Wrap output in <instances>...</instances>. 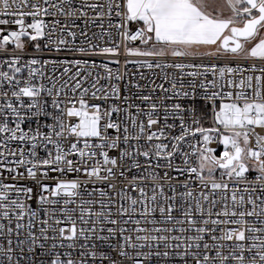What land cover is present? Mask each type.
Listing matches in <instances>:
<instances>
[{
    "label": "snow or ice",
    "instance_id": "obj_1",
    "mask_svg": "<svg viewBox=\"0 0 264 264\" xmlns=\"http://www.w3.org/2000/svg\"><path fill=\"white\" fill-rule=\"evenodd\" d=\"M222 8L230 14L225 17ZM113 14L118 23H112ZM0 15L17 17L11 23L19 26L2 36L0 52H7L10 42L14 51H23L22 37L45 41L43 48L34 45L36 52L79 56L119 55L123 45L125 55L161 58L125 65L160 69L163 79L126 84V91H137L121 101L120 86L111 81L128 74L113 72L108 63L15 55L0 60V264H117L97 251L96 242L134 264H264V135L255 132L264 128V66H231L233 61L264 63V0H0ZM24 17L32 22L25 24ZM129 22L143 26L131 33ZM8 23L0 19V25ZM93 26L100 31L89 35ZM113 28L121 43L102 48L92 43L97 36L111 41ZM135 40L148 47L129 48L127 42ZM213 45L216 51L207 55L225 57L223 66L163 60L194 56L201 46ZM4 65L9 71L2 70ZM49 65L51 74H46ZM58 65L63 66L59 75ZM96 68L105 75H94ZM89 77L91 84L84 87ZM101 79L109 85H101ZM89 94L93 100L121 103L102 109L88 104ZM198 100L211 103L218 127L202 126ZM65 116L78 122L67 124ZM33 119L36 129L25 131L22 125ZM177 128L179 134L172 135ZM68 137L75 141L65 148ZM217 137L224 149L219 157L209 147ZM13 142L20 147L11 148ZM40 151L46 155L41 157ZM112 151L117 154L111 156ZM117 170L128 181L119 190L110 182ZM81 172L87 180L62 178ZM252 172L255 178L249 179ZM21 180L34 182L35 195ZM95 183L107 189L88 190ZM33 200L36 208L28 203Z\"/></svg>",
    "mask_w": 264,
    "mask_h": 264
},
{
    "label": "built area",
    "instance_id": "obj_2",
    "mask_svg": "<svg viewBox=\"0 0 264 264\" xmlns=\"http://www.w3.org/2000/svg\"><path fill=\"white\" fill-rule=\"evenodd\" d=\"M16 18L17 17L10 16V15H0V19H7V20L10 21V23H8L6 25H0V39H2L3 35H8V33L10 31H18L19 30V26L18 25H15V24L11 23V21L16 19ZM44 19L46 21H50L52 18L51 17H45ZM62 19L63 18H61V20ZM24 20H25V24H28V23L32 22V18L31 17H24ZM118 22H119V18L115 17V15L113 14L112 23L115 24V23H118ZM77 23L80 24L81 27H83V24H82L81 21H77ZM107 23H108L107 20H105V28H107ZM138 27H142L140 22H129V24H128V28H129L131 33H134L137 30ZM28 31L31 32L32 30L28 29ZM99 31H100L99 28L93 26V27H91L89 29V35H91L93 32H97L98 33ZM121 31H123V29H121ZM111 32H112L111 41H109V38L107 36H105L103 40H101L97 36L96 38H94L92 40V43L97 44L100 48H102V47H112V46H114L115 43H121V37L118 35L117 30L113 28V29H111ZM21 39H22V43L24 44L23 51H19V50L14 51V45L10 42L7 45L8 51L7 52H0V60H6V59L11 58V56L15 55V56H20L22 58V60H28V59H31V58H37V59H41V60H44V59L60 60V59H65L66 58V59H69V60L82 59V60H87L90 63L91 62H95L97 64L108 63L109 68H111L113 70V72H115L116 70H119V72L122 75L125 72L128 74L123 80L116 81V80L113 79L111 81V83H118L119 84L120 90H121L120 91L121 101H122L123 96L131 95V94H133V93H135L137 91L135 88H131V87H129V89L126 91L125 90V85L126 84L139 83V84H141L143 86V85H145V84H147V83H149L150 81H153V80L156 83H162L163 82L162 74H161V70L160 69L149 70L147 68H139L137 63H128L127 65H125V61L143 62L144 60L154 61V60L161 59V58L125 55L123 45L121 46L119 55L103 54V55L79 56V55H69V54H66V53H60V54H57L55 52H51L50 53L47 50H44L43 52H36L35 48H34V45L36 43H40L41 47L43 48V45L45 43L44 40L30 41L28 39V37H22ZM80 39H82V38L81 37L77 38V41H76L77 45L80 44ZM127 46L129 48H140V47L144 48V47H146L145 45L141 44L140 40L128 41L127 42ZM85 47H86V45H85ZM98 50L99 49H97V51ZM116 60L119 61L118 64L109 63L110 61H116ZM163 60H165L166 62H169V63H171V62H183V63H195V64L217 63L219 66H223L225 57L221 56L219 59H217L216 56H205V55H194V56H190V57H171V56H168V57L163 58ZM237 62L240 63L241 66L245 67V68L250 67L253 63H255L258 67L259 66H264V63H262L259 60L233 61L231 66L235 67ZM51 67L52 66L49 65V66H46L44 68V71H45L46 74H51ZM2 70L3 71H9V69L7 68V65H4ZM191 70H193V69H186L185 71H191ZM62 71H63V66L62 65H58L57 66V75H59V73L62 72ZM75 71H76V68L73 67L72 68V72H75ZM92 71H93L94 75H95L96 72H99L101 74V76L105 75L104 69H102V68H96V69H93ZM168 71L172 72V71H175V70L168 69ZM141 73H143L144 79H141ZM248 74H250V73H247V72L245 73V75H248ZM251 74L256 75L257 73H251ZM23 75L26 77L27 76V72L25 71L23 73ZM82 75H83V73H82ZM66 78L67 77H65V79ZM188 79H190V78H187V77L185 78V83H187ZM208 79H212L211 75H209ZM91 81H92V77H89L88 82H86L83 86L84 87H89V85L91 84ZM45 83H47V81H45ZM100 84L107 87L109 85V81L105 80V79H101ZM168 86L169 85L165 84V87H168ZM5 90L7 91V88H5ZM227 90L228 89H225V91H227ZM147 91H148V89H145L144 90V94H147ZM68 95L71 96L72 94L69 93ZM156 95L159 96V95H161V93L159 91H157ZM8 97L11 98V92L10 91L8 92ZM77 98H78V93H77ZM0 99H3V98L0 97ZM24 99H25V102H27L28 98H24ZM48 99H49V103H50L51 98H48ZM61 99H65V98L61 97ZM85 100L90 105L91 104H100L102 109H106L112 103H118V104L121 103V101L111 100V99L109 101H107V102H104L103 100H93V99H91L90 94L85 97ZM135 102L136 103H140L139 100H136ZM225 102H227V101H225ZM168 103H171V101H169ZM215 103H216V106H217V109H218L219 108V104L221 103V101L217 100ZM66 106L70 107L71 105L66 103ZM196 106H197V109H198L199 113L203 114L204 118L201 119V124H202L203 127H205V128L218 127V125H216L214 123V121L212 119V116H211V103L210 102H205L203 100H198ZM76 107L77 108L79 107L78 103L76 104ZM48 110L52 111L53 109L49 108ZM89 111H91V109ZM132 111L134 112L135 110L133 109ZM112 118H113V120L117 119V116H116L115 113H113V117ZM64 119H65V123H67V124H75V123L78 122V118L77 117H67V116H65ZM141 119L145 120V123H146V118L145 117H141ZM43 121H44V118H42L41 122L43 123ZM47 122L51 123L52 121L48 120ZM104 123H105V121L101 120V125H103ZM169 123H172V121L169 120ZM176 123L178 124L179 122L177 121ZM162 124H163V121H161V125L153 126V129L154 130L158 129L159 127L162 126ZM11 126H14V125H11ZM22 128L25 131H27L29 128H32L33 130H35L36 129V121L34 119L31 120V121H26L22 125ZM40 131L46 133L48 131V129L41 127ZM220 131L224 132V129L222 127H220ZM255 132L260 134V135H264V128L257 127L255 129ZM109 134L110 135L114 134L113 130L110 129L109 130ZM171 134L172 135L179 134V128H177ZM197 138H199V134H197ZM189 139H191V138H189ZM74 141H75V137H68V139L64 140L63 143L65 145V148L70 146V143H72ZM164 142L167 143V141H164ZM140 143H141V145H144L145 148L147 147V144L145 143L144 140H141ZM153 143H155V141ZM250 146H252V147L255 146V137L254 136L252 137V141H251V145ZM10 147L11 148H18V147H20V145L17 142H13L10 145ZM49 147L51 148L52 146L49 145ZM122 147H123V145H122ZM209 147H212V148L216 149L215 153L220 152L221 144L218 143V137H217L216 140H213V142L209 145ZM109 154L111 156H114L117 153L115 151H112ZM39 155L41 157H44L46 154H45V152L40 151ZM71 158L73 160L77 159V157H75V156L71 157ZM140 160H141V163H144V158L143 157H140ZM177 163H179V159L177 160ZM252 163H254V162H252ZM19 171L24 172V169L21 168V169H19ZM158 171H160L161 176H163V170L161 169V170H158ZM135 172H136V170H133V172L127 173L128 179H131L132 175ZM49 174L52 175V176L58 175L56 173H49ZM4 175L8 176V173L5 172ZM255 175H256V173H254V172L249 173V179H254ZM77 176H79V178L81 180H87V177L82 172L81 173H69V174H67L66 177H62V178L68 179V180H72V179L77 178ZM37 178L38 179L40 178L39 175H38ZM216 178L219 179V177H216ZM180 179L183 180V179H185V177H180ZM6 182L14 183L15 181H11L10 179H8V180H6ZM44 182L48 183L50 185H54L55 184V180H45ZM110 182L111 183H115L117 185V188L115 190H119L120 188L126 186L128 181L125 180L124 178L120 177L119 176V170H117V176ZM175 182L176 181L174 180L173 183H175ZM20 183L24 184V185H27V186H30V187H33L34 195H35L36 191L38 190L36 188L34 182L31 181V180H21ZM146 183H149V186H150V182H146ZM93 187L107 189V185L106 184H99V183L88 184V190H91ZM115 190H110V194H111L112 191H115ZM128 192L132 196H137V193L133 192L130 187L128 188ZM85 198H88V197L85 195ZM92 198L93 199H98V197H92ZM28 203L32 204L33 208L37 207V204H36L35 200L28 201ZM113 212H115V209H113ZM41 216H43V213H41ZM114 218H117V217H114ZM108 226H111V225H108ZM129 227H134V225H129ZM79 243H83V241H80ZM96 243H97V251H103V252L108 253L114 260L117 261V264H134V262L131 261V260L119 257L117 255V252L113 251L110 248H107V247L101 248L100 247V243L101 242H96ZM112 243L115 244L116 241H113ZM129 251H132V250L129 249ZM75 256L78 258V250H77V253L75 254ZM89 264H92V262L89 261ZM96 264H99V261H97ZM104 264H109V262L108 261H104Z\"/></svg>",
    "mask_w": 264,
    "mask_h": 264
},
{
    "label": "rangeland",
    "instance_id": "obj_3",
    "mask_svg": "<svg viewBox=\"0 0 264 264\" xmlns=\"http://www.w3.org/2000/svg\"><path fill=\"white\" fill-rule=\"evenodd\" d=\"M218 4H222V0H218ZM227 9H225V8H222V11H223V13H225V11H226ZM141 23V26H143L142 25V22H140ZM219 44V43H218ZM146 47H148V46H146ZM216 45H213V46H201L197 51H196V55H205V56H212V55H207V53H214L215 51H216ZM141 48V47H140ZM145 48V47H144ZM142 49H143V47H142ZM224 149H223V145H221V150H220V152H218V153H215V155L217 156V157H219L220 155H221V152L223 151ZM252 162H250V164H251ZM216 177H219V170L217 171V173H216Z\"/></svg>",
    "mask_w": 264,
    "mask_h": 264
},
{
    "label": "trees",
    "instance_id": "obj_4",
    "mask_svg": "<svg viewBox=\"0 0 264 264\" xmlns=\"http://www.w3.org/2000/svg\"><path fill=\"white\" fill-rule=\"evenodd\" d=\"M226 9V8H225ZM230 13H229V11L228 10H226L225 11V13H223V15L226 17L227 15H229Z\"/></svg>",
    "mask_w": 264,
    "mask_h": 264
},
{
    "label": "crops",
    "instance_id": "obj_5",
    "mask_svg": "<svg viewBox=\"0 0 264 264\" xmlns=\"http://www.w3.org/2000/svg\"><path fill=\"white\" fill-rule=\"evenodd\" d=\"M225 34H227V32H226ZM218 43H219V42H218Z\"/></svg>",
    "mask_w": 264,
    "mask_h": 264
},
{
    "label": "flooded vegetation",
    "instance_id": "obj_6",
    "mask_svg": "<svg viewBox=\"0 0 264 264\" xmlns=\"http://www.w3.org/2000/svg\"><path fill=\"white\" fill-rule=\"evenodd\" d=\"M228 34V33H227Z\"/></svg>",
    "mask_w": 264,
    "mask_h": 264
}]
</instances>
